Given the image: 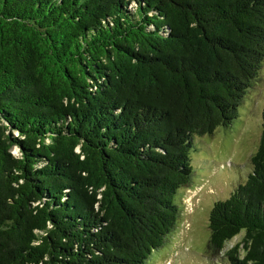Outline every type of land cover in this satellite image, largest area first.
<instances>
[{"label":"trees","instance_id":"16d2710c","mask_svg":"<svg viewBox=\"0 0 264 264\" xmlns=\"http://www.w3.org/2000/svg\"><path fill=\"white\" fill-rule=\"evenodd\" d=\"M263 64L264 0H0V264H147ZM262 119L209 213L228 264H264Z\"/></svg>","mask_w":264,"mask_h":264},{"label":"rangeland","instance_id":"374dc122","mask_svg":"<svg viewBox=\"0 0 264 264\" xmlns=\"http://www.w3.org/2000/svg\"><path fill=\"white\" fill-rule=\"evenodd\" d=\"M260 76L243 115L240 111L242 117L239 115L230 129L219 128L200 140L199 151L191 156L192 185L182 192L183 210L177 227L147 264H228L225 252L241 242L244 233L228 242L222 254L212 257L208 255V218L214 204L228 199L251 174L250 159L262 133L264 64ZM13 153L18 156L19 149L14 148Z\"/></svg>","mask_w":264,"mask_h":264}]
</instances>
